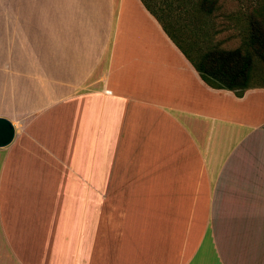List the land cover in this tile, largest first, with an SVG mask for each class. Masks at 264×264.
<instances>
[{
	"label": "crops",
	"instance_id": "1",
	"mask_svg": "<svg viewBox=\"0 0 264 264\" xmlns=\"http://www.w3.org/2000/svg\"><path fill=\"white\" fill-rule=\"evenodd\" d=\"M0 117V264H264V86L141 0H0Z\"/></svg>",
	"mask_w": 264,
	"mask_h": 264
},
{
	"label": "rangeland",
	"instance_id": "2",
	"mask_svg": "<svg viewBox=\"0 0 264 264\" xmlns=\"http://www.w3.org/2000/svg\"><path fill=\"white\" fill-rule=\"evenodd\" d=\"M167 26L176 43L186 52L195 43L202 50L211 45L233 50L242 46L250 21L262 24L264 0H145ZM186 41V42H185ZM263 67L257 63L250 84L263 85ZM262 75V76H261ZM207 252V251H206ZM205 253L204 264H219L216 255ZM223 263L227 264L225 256ZM196 258L193 264H199Z\"/></svg>",
	"mask_w": 264,
	"mask_h": 264
},
{
	"label": "trees",
	"instance_id": "3",
	"mask_svg": "<svg viewBox=\"0 0 264 264\" xmlns=\"http://www.w3.org/2000/svg\"><path fill=\"white\" fill-rule=\"evenodd\" d=\"M141 1L209 87L233 91L238 97L250 88V78L257 63L264 65V14L262 24L257 18L250 21L244 42L237 49L226 50L211 45L202 50L195 43L185 41L190 46V51L186 52L176 43L154 10L145 0Z\"/></svg>",
	"mask_w": 264,
	"mask_h": 264
},
{
	"label": "water",
	"instance_id": "4",
	"mask_svg": "<svg viewBox=\"0 0 264 264\" xmlns=\"http://www.w3.org/2000/svg\"><path fill=\"white\" fill-rule=\"evenodd\" d=\"M15 136V129L12 123L0 117V148L11 144Z\"/></svg>",
	"mask_w": 264,
	"mask_h": 264
}]
</instances>
